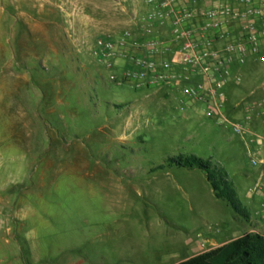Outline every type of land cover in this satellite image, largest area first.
<instances>
[{
	"label": "rangeland",
	"instance_id": "374dc122",
	"mask_svg": "<svg viewBox=\"0 0 264 264\" xmlns=\"http://www.w3.org/2000/svg\"><path fill=\"white\" fill-rule=\"evenodd\" d=\"M144 10L142 0H0V264H172L217 231L248 227L203 171L167 164L179 154L210 160L247 211L261 208L264 196L246 199L260 173L239 137L177 88L109 80L95 57L99 37L117 38ZM240 74L227 111L264 101V64L248 60Z\"/></svg>",
	"mask_w": 264,
	"mask_h": 264
},
{
	"label": "built area",
	"instance_id": "2783aa9c",
	"mask_svg": "<svg viewBox=\"0 0 264 264\" xmlns=\"http://www.w3.org/2000/svg\"><path fill=\"white\" fill-rule=\"evenodd\" d=\"M142 1L145 10L131 15L132 28L96 40L94 55L109 80L136 91L179 89L186 104L199 105L215 127L245 143L251 168L264 167L258 156L264 130H253L256 118L264 120V101L240 102L242 116L231 119L226 94L242 83L240 69L248 60L264 64V0ZM262 190L264 171L248 193Z\"/></svg>",
	"mask_w": 264,
	"mask_h": 264
},
{
	"label": "trees",
	"instance_id": "16d2710c",
	"mask_svg": "<svg viewBox=\"0 0 264 264\" xmlns=\"http://www.w3.org/2000/svg\"><path fill=\"white\" fill-rule=\"evenodd\" d=\"M167 164L203 171L211 185L214 196L225 201L236 215L246 221L249 220V213L238 200L228 175L221 168L213 165L210 160L199 158L193 154H179L168 158ZM158 168H163V166ZM177 264H264V236L245 233L223 246L193 256Z\"/></svg>",
	"mask_w": 264,
	"mask_h": 264
},
{
	"label": "crops",
	"instance_id": "0c3cea01",
	"mask_svg": "<svg viewBox=\"0 0 264 264\" xmlns=\"http://www.w3.org/2000/svg\"><path fill=\"white\" fill-rule=\"evenodd\" d=\"M68 0H66L67 2ZM75 7V8H74ZM80 6L78 7V5L73 6L72 3H70L69 7L66 8V11H69L72 13V23H75L76 21H79V16L78 14H75V12H79L80 10ZM76 15V16H75ZM75 16V17H73ZM126 23H131L130 20L129 22L126 21ZM76 30H81V27H79L78 25H76ZM239 86V85H238ZM264 87V86H262ZM250 97H254L256 94L254 91L250 92ZM241 100V99H240ZM239 103H237L234 107H229L230 109L227 111V114L229 116V118L231 119H238L242 116L243 111L240 109V107H237ZM253 130L256 133H260L262 130H264V120H262L261 118H256L255 122H254V126H253ZM258 156H260L261 158H264V148H261L258 151ZM264 171V167H261L260 169H255L256 174H258V172L261 174ZM262 196H264V194H262V191L255 194V195H250L247 191L246 193V199L248 201H253V200H261ZM264 200V199H262ZM262 203H264V201H262L260 203V209L258 211L255 212H250V210H248L249 212V226L243 228L242 230L239 231H235V230H221V231H217L216 233H214L212 236H209L208 238H205L203 240H201V242H199L197 245H195L193 248L188 249L187 253H184L183 255L177 257L172 264H177L181 261L187 260L193 256H197L199 254H202L206 251L215 249L217 247L223 246L239 237H241L243 234L245 233H253V234H260L262 236H264V228H262V223H260V218H262V220H264V206H262ZM205 243L206 246V250L205 251H201L200 249V244Z\"/></svg>",
	"mask_w": 264,
	"mask_h": 264
}]
</instances>
